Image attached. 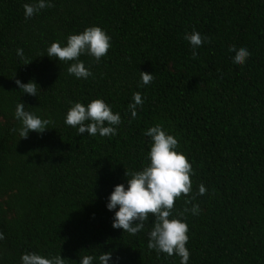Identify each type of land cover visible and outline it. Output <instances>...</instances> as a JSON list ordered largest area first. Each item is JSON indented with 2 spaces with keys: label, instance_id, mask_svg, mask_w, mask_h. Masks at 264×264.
<instances>
[{
  "label": "trees",
  "instance_id": "trees-1",
  "mask_svg": "<svg viewBox=\"0 0 264 264\" xmlns=\"http://www.w3.org/2000/svg\"><path fill=\"white\" fill-rule=\"evenodd\" d=\"M30 2L0 0V264H21L25 252L65 264L105 252L118 264H180L148 249L151 215L130 235L112 228L106 209L114 186L127 187L148 163L144 132L156 124L192 166V191L170 217L188 225L189 264H264V0H51L26 19ZM91 26L111 47L99 62L82 55L93 75L76 79L72 62L46 49ZM193 31L210 40L195 58L184 39ZM232 46L250 51L243 66L232 63ZM140 72L153 74L152 83L140 86ZM16 79L35 81L37 97L23 95ZM135 92L144 103L132 119ZM97 98L121 115L115 136L79 135L64 123L72 103ZM20 101L50 118L49 129L21 139L13 115ZM193 204L199 215L184 211Z\"/></svg>",
  "mask_w": 264,
  "mask_h": 264
},
{
  "label": "clouds",
  "instance_id": "clouds-1",
  "mask_svg": "<svg viewBox=\"0 0 264 264\" xmlns=\"http://www.w3.org/2000/svg\"><path fill=\"white\" fill-rule=\"evenodd\" d=\"M52 6L51 0H31L23 6L25 18L30 19L41 10ZM184 39L192 49L193 58L197 56V50L201 46L210 42L207 36L197 31L185 33ZM110 47L111 37L101 27L91 26L82 32L70 34L64 45L59 41L52 42L47 47L45 56L56 62H72L67 68L68 73L76 79L87 80L93 73L80 57L91 56L99 62L106 56ZM229 52L234 54L232 63L237 66H243L251 56L246 47L238 49L232 46ZM16 54L25 61V65L32 62L25 57L22 48H18ZM153 79V74L140 72V86L151 84ZM15 84L23 95L37 97L40 91L38 84L33 80L22 83L16 79ZM143 103L142 94L135 92L132 102L128 105L132 119L137 117V110L142 108ZM13 115L20 125L14 131L21 139L28 138L31 132L44 133L52 123L50 118H42L26 111L25 104L21 101L16 104ZM64 123L75 128L79 135L110 137L117 134L122 118L119 112H113L106 101L97 98L87 104L72 103L65 114ZM144 135L151 140L150 150L146 155L148 163L141 170L130 173V179L126 180L127 187L124 183L115 185L107 198L106 209L114 212L112 228L136 235L144 230L145 221L151 215L153 224L147 233L148 249L168 257L176 255L180 258V264H189L190 253L186 247L188 225L182 219L170 217L173 216L175 201L182 194L188 196L192 191V166L186 156L177 151L178 140L162 125L156 124L147 128ZM206 192L207 189L201 184L198 195L204 196ZM185 203H191V200H186ZM184 211L193 215L200 214L198 204H193L190 209L185 208ZM3 239L4 234L0 232V240ZM20 260L21 264H65L66 259H62L60 255L44 256L36 252H25ZM78 260L79 264H118V261L113 259L112 252L102 253L98 257L86 254Z\"/></svg>",
  "mask_w": 264,
  "mask_h": 264
}]
</instances>
